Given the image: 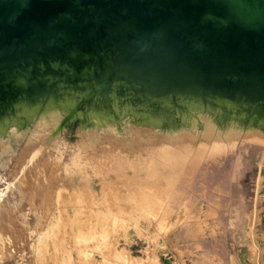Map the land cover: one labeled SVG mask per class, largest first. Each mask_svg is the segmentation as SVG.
Returning <instances> with one entry per match:
<instances>
[{"label": "rangeland", "instance_id": "obj_1", "mask_svg": "<svg viewBox=\"0 0 264 264\" xmlns=\"http://www.w3.org/2000/svg\"><path fill=\"white\" fill-rule=\"evenodd\" d=\"M86 90L19 95L12 117L0 107V264H162L166 253L239 264L248 242L256 257L264 114L211 113L184 96L141 105L124 97L113 114L91 113L83 131L77 118L56 128ZM155 105L181 123H155L146 113Z\"/></svg>", "mask_w": 264, "mask_h": 264}, {"label": "bare ground", "instance_id": "obj_2", "mask_svg": "<svg viewBox=\"0 0 264 264\" xmlns=\"http://www.w3.org/2000/svg\"><path fill=\"white\" fill-rule=\"evenodd\" d=\"M188 1L155 0L150 5L144 0H0L1 109L12 117L19 95L46 101L67 86L87 90L56 128L67 129L77 118L76 130L83 131L91 125L90 115L113 114L114 103L124 97H134L132 102L141 105L160 96H184L211 113L235 118L263 115L264 61L259 57H264V40L256 42L255 33L240 26L238 19L226 28L219 10L231 6L246 24L255 25L264 22V1L258 0L255 7L245 0V7L232 0H206L211 14L175 16L173 11ZM233 30L250 36L246 51L235 55L243 57L241 63L222 48L221 35ZM206 102H216L217 110ZM152 112L146 111L156 116L155 123H181L177 114L163 115L158 106ZM22 125L27 129L32 124Z\"/></svg>", "mask_w": 264, "mask_h": 264}, {"label": "water", "instance_id": "obj_3", "mask_svg": "<svg viewBox=\"0 0 264 264\" xmlns=\"http://www.w3.org/2000/svg\"><path fill=\"white\" fill-rule=\"evenodd\" d=\"M145 3L153 5L155 3V0H144ZM233 2H235L234 4L236 6H241L245 4V7H249L248 1L245 0H232ZM255 7H259L257 5L258 0H252ZM264 1V0H263ZM210 2H207L206 0H189L187 2V4H180L174 11V15L177 17H183V19H194L199 17L200 15H204V14H211L210 11ZM262 7H264V2L261 4ZM154 7V6H152ZM223 6V10H219V14H221V16L223 18H226L225 20H227L226 22V28L230 29L235 22L239 21V23L241 24L240 26L245 27L247 30H250L251 32L255 33L252 34L253 35V39L256 42H260L264 40V33H262V30H264V22L261 23H256L254 24H249L246 22H244L241 19L240 16V11L238 12H232L231 6ZM231 7V9H229ZM230 11V12H229ZM230 13L234 14V17H232V19L229 18V16L231 15ZM263 28V29H262ZM234 32L228 33V35H224L221 37H223L222 39V48H226L227 50L230 51V55H232V58H234V62H238L241 63V61L243 60V57H235L236 53H238L240 56H242V53H244L247 49V38L250 37L248 35L243 34L240 31H236L233 30ZM220 37V38H221ZM237 45V48H234V42ZM264 50V49H263ZM240 51V52H239ZM259 59H261L262 61H264V57L261 56L259 57ZM240 83H244L243 81H241Z\"/></svg>", "mask_w": 264, "mask_h": 264}, {"label": "crops", "instance_id": "obj_4", "mask_svg": "<svg viewBox=\"0 0 264 264\" xmlns=\"http://www.w3.org/2000/svg\"><path fill=\"white\" fill-rule=\"evenodd\" d=\"M255 245L259 250L256 257H253L251 252V246L248 243H243L239 248L241 259L239 258V264H264V212L259 215V220L256 228ZM238 259V258H237ZM162 264H187L181 260H175L166 253L165 258L162 260Z\"/></svg>", "mask_w": 264, "mask_h": 264}]
</instances>
